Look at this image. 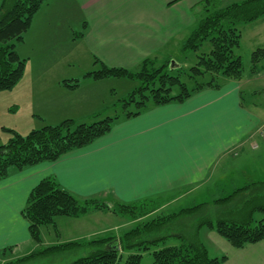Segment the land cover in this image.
Returning a JSON list of instances; mask_svg holds the SVG:
<instances>
[{
	"label": "crops",
	"instance_id": "1",
	"mask_svg": "<svg viewBox=\"0 0 264 264\" xmlns=\"http://www.w3.org/2000/svg\"><path fill=\"white\" fill-rule=\"evenodd\" d=\"M204 2L47 0L32 18L25 38L16 45L15 51L20 58L30 60L31 50L39 49L43 53L45 49L49 62H40L30 71L29 77L26 65L22 79L10 92L15 90V95L28 93V89L44 76L51 78L45 83L55 85L61 98L48 106L42 105L46 101L44 98L35 102V109L40 113L30 115L31 120L27 122V127H31L29 132L32 128L54 126L65 120H90L110 108L104 107L107 100L103 95L110 78H84L91 71L71 73L72 68L80 70L77 64L80 61L87 65L90 62L93 71L99 69V65L94 64L95 59L108 68L128 71L139 70L144 60H151L157 66L169 60V66L171 62L180 66L177 60L180 49L203 18ZM218 2L219 6H226L240 0ZM239 29L240 47L261 41L258 49L264 50V16L239 25ZM33 31L38 33L40 43L42 39L48 41L45 47L39 45L38 48V44L32 42L35 41ZM25 47H29L28 50H24ZM56 54L58 57L54 59ZM262 72L263 66L255 74L250 73L247 77L243 74L239 81L221 78L218 89H203L182 103L150 107L138 117L117 122L105 136L68 152L55 162L41 163L21 171L10 170L7 178L0 180L2 255L31 241L21 211L31 190L47 177H53L63 189L79 199L94 198L107 203L133 204L157 198L167 200V206L171 202L167 207L170 209L184 196L198 191L205 193L204 197H197L201 198L197 202L192 200L190 205L188 202L179 205L171 213L220 199L221 194L217 195L216 190L225 184L221 193L228 194L222 197L249 183L263 181L264 165L260 164L261 159H256L259 146L254 143L256 137L264 138L263 113L256 101L248 106L244 103L242 90L250 81L249 77ZM56 78L57 81H53ZM74 80L79 81L78 86L68 88L66 85ZM248 143L252 144L250 148L246 146ZM247 151L252 154L241 171L244 175L228 171L231 155L236 157ZM257 165L261 167L260 173L253 169ZM258 175H263V180H257ZM212 187L215 189L211 196L218 197L210 201ZM248 193L246 195L250 196L253 192ZM90 214L93 215L88 221L81 224L91 222L92 217L96 220L116 215L105 209L91 210L84 216L71 219L79 221ZM231 214L235 215L234 212ZM205 228L206 239L214 246H221L225 253L227 260L223 264H264V240L235 249L225 244L215 232L201 227L197 236L203 245L205 237L200 233Z\"/></svg>",
	"mask_w": 264,
	"mask_h": 264
},
{
	"label": "trees",
	"instance_id": "2",
	"mask_svg": "<svg viewBox=\"0 0 264 264\" xmlns=\"http://www.w3.org/2000/svg\"><path fill=\"white\" fill-rule=\"evenodd\" d=\"M46 1L1 0L0 92L13 90L22 79L26 60L18 56L15 47L22 42L32 18ZM218 1L205 0L203 18L197 22L180 49L181 57L186 58L190 53L198 52L205 43L210 45L208 53L197 56L194 66L169 69V60L158 66L151 60H144L139 70L128 71L108 68L95 59L94 64L99 65V69L85 74L84 78H126L138 80L140 86L105 112L91 117L89 122L65 120L58 125L31 130L25 136L13 133V138L6 145L0 146V180L7 178L12 169L21 171L41 163L55 162L68 152L88 146L108 134L117 122L138 117L150 107L182 103L203 89H218L221 78L241 80L243 64L241 57L235 53L241 43L239 25L263 17L264 0H242L226 6H219ZM263 58L264 50L261 48L251 53V74L258 71V64ZM70 83L66 85L68 88H76L79 81ZM248 192H253L252 196H247ZM239 196L244 197V200L234 211L236 219L197 220L196 229L189 239L177 236L180 243L176 246L152 251L151 264L225 263L226 256L212 258L207 247L199 241L197 230L201 227L215 232L235 249L264 240V180L236 189L227 197L215 200L213 205L223 201L228 203ZM144 202L125 204L113 201L110 207L107 202L98 199H79L63 189L53 177H47L31 190L21 216L28 224L31 241L39 245L40 228L50 226L56 229V218H79L91 210L105 209L116 215L136 219L152 211ZM172 219L174 216H161L143 228L131 229L118 239L100 237L87 243L69 242L37 249L23 258L3 264L25 262L83 245L95 249L71 264H116L126 253L129 255L124 264H141L142 254L149 252V246L157 247L159 242L169 238L155 234L168 226Z\"/></svg>",
	"mask_w": 264,
	"mask_h": 264
},
{
	"label": "rangeland",
	"instance_id": "3",
	"mask_svg": "<svg viewBox=\"0 0 264 264\" xmlns=\"http://www.w3.org/2000/svg\"><path fill=\"white\" fill-rule=\"evenodd\" d=\"M26 33L23 36L24 38ZM31 34L33 35L32 38L35 40L32 42L38 44V48L39 45L44 47L47 45L48 41L46 39H42V43H40L38 33H35L33 31ZM255 43H249L246 47L243 45V47H240L235 51L236 55L241 57L245 77H247L251 73V61H250L251 53L254 50L258 49V47H261L259 45H262L261 41H259L256 44ZM27 44L30 45L29 41ZM29 47H27V49L25 47L24 50H28ZM209 51H210V45L208 43H205L199 49L198 52L190 53L186 58L181 57L179 53L177 60L180 66H182V68H190L194 66L195 63L197 62V56L203 53H208ZM41 52L42 50L39 49L37 50L35 49L33 51L31 50L30 53L32 58L30 60L25 58V60L27 59L26 60L27 77H29L30 71L32 72L40 62H49L45 49L43 53ZM57 57L58 55L56 54L54 59H56ZM77 64H79L80 70L77 67L72 68V70L70 71L71 73H79V71L80 73H86L88 71H93L90 70L92 69L90 62H88V65L85 64L84 61L83 62L80 61ZM85 66H87V69L85 68ZM258 66L260 68L261 66L264 67V58L261 60ZM249 78L250 81L248 80L249 82L247 83V85L245 84L242 87L243 100L244 103L247 104V106L252 101H256L257 107H259V111L263 113L261 117V122L263 124L264 123V72L260 73L256 77H249ZM40 80L41 81L39 82L38 81L35 82L33 88L28 89V93L24 92L15 95L16 94L15 90L13 92L10 91L0 92V146L6 145L9 142V140L13 138V133H16L17 135L20 136H25L29 133L31 127H27L28 124L27 122L31 120L30 115L32 113L33 114L40 113V110H36L37 104L35 103L39 98L46 99V101L42 104V105L46 104V106H48L50 102H53L58 98H61L59 97V91L56 90L57 87H55V85H53L52 83L48 84L49 82L45 83L47 81H50L51 78L42 76ZM53 81H57V78ZM106 85L107 87L105 88V91L103 93L105 99L107 100L106 104H104L105 108L112 107L120 100L126 98L129 93H131L140 86V82L138 80H130L126 78H110L108 80V83H106ZM62 97L65 98L64 95H62ZM67 99L69 100L71 99V97L70 98L68 97ZM249 107L253 108L251 105H249ZM83 122H89V120L85 119L83 120ZM33 129L34 128H32V130ZM34 130H36V128ZM254 143L257 146H259L256 159H261L262 163L260 164L264 165V138L256 137V139H254ZM246 146L250 148L252 144L248 143ZM251 154L252 153L247 151L243 154H237L236 157L234 155H231V163H229L230 166L229 168L227 167V170L228 171L233 170L234 172H238L237 175H239L240 173L241 175H244L241 171H243L242 169H244L245 167L244 164H246V160L251 156ZM253 155L255 154L253 153ZM241 164H243L244 166H241ZM253 169L255 173L261 172V167L259 166L258 167L253 166ZM257 180H263V175H258ZM225 186L226 184L223 185L222 187L220 186L216 190L217 195L221 194V198H224L222 196L228 194V193H221V191H223ZM214 189L212 187L210 196L212 193H214ZM201 195H203L204 197L205 193L198 191L192 195L184 196V198L179 200L180 201L179 203H174L173 207H171L170 209H167V207L171 204V202H169V205L167 206L168 204V203L166 204L167 200H160L157 198L146 200L144 204L147 206V208H150L152 211L149 212L147 215L136 219L127 218L120 215H115V216L108 215L107 219H103L104 218L103 217L100 219L96 218L95 220V218L92 217L91 222H85L84 224H81V222H83L84 220L88 221V218L93 214H90L89 216H86V218L79 221L67 217L57 218L55 220V223L57 224L56 229L50 226L40 228L41 242L39 245L35 246L30 241L29 243H21L19 248H13L8 250L4 256L2 255L3 253L0 252V264L10 262V259H12V257H14L15 259L16 257H18V259L20 257L23 258V256L25 255L27 256V254L34 249H41V248L58 245V244H65L69 242L83 241L87 243L93 239L100 237L102 238L113 237L115 239H118L120 236H122V234L129 232L131 229H134L136 227L143 228L145 224H147L153 219H158L161 216H170V217L174 216V219H172L171 223L168 226L164 227L161 231L155 234V236L158 237L166 236L169 238L165 239L164 242H159L157 247L149 246L150 248L149 252L142 254L141 264H151L152 251L161 249L163 247L176 246L177 244L180 243L179 237L177 236H183L185 239H189L192 236L194 230L196 229L197 220L201 218L204 220H212V221L214 220L216 221L217 219H226V218L236 219V216H234L231 213L236 211L241 205V202L244 200V197L239 196L238 198L233 199L230 202L228 201V203L223 201L221 202V204L216 206L213 205L215 204L214 202H211L207 205L198 204V205H193L192 208L189 207L184 210H179L178 212H172V213L170 212V211H176L175 207L179 205L184 206L186 205L187 202L188 205H190L192 200L196 201L201 199V198H197L198 196ZM217 197L218 196L213 198L211 196L210 201L216 199ZM107 205L111 207V202L107 203ZM259 218L260 216L257 217V219ZM206 234H207V230L205 228L201 231L200 235L205 237ZM204 241H205V246L208 249L209 255L212 258L215 257L219 258L225 255V253L221 251V246H214L211 241L206 239V237ZM223 242H225V244H228L224 240ZM94 249L95 247L93 246H84V245L77 246L74 247L73 249H67L65 251L54 253L49 256L33 258L30 260H26L25 262L23 261L15 264H71L76 259L88 255ZM132 253H137V252H132ZM128 255L129 253L123 254L122 259L118 261L116 264H124L125 258ZM11 261H13V259Z\"/></svg>",
	"mask_w": 264,
	"mask_h": 264
},
{
	"label": "water",
	"instance_id": "4",
	"mask_svg": "<svg viewBox=\"0 0 264 264\" xmlns=\"http://www.w3.org/2000/svg\"><path fill=\"white\" fill-rule=\"evenodd\" d=\"M179 66L175 63V62H171L170 63V66H169V69H176L178 68Z\"/></svg>",
	"mask_w": 264,
	"mask_h": 264
}]
</instances>
